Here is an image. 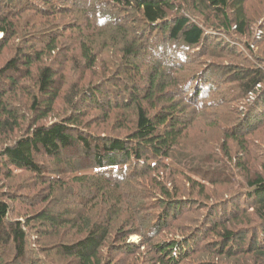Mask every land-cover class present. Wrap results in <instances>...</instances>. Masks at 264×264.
<instances>
[{
	"label": "trees",
	"instance_id": "1",
	"mask_svg": "<svg viewBox=\"0 0 264 264\" xmlns=\"http://www.w3.org/2000/svg\"><path fill=\"white\" fill-rule=\"evenodd\" d=\"M263 44L264 0H0V264H264Z\"/></svg>",
	"mask_w": 264,
	"mask_h": 264
},
{
	"label": "rangeland",
	"instance_id": "2",
	"mask_svg": "<svg viewBox=\"0 0 264 264\" xmlns=\"http://www.w3.org/2000/svg\"><path fill=\"white\" fill-rule=\"evenodd\" d=\"M248 9L250 10V11H252V12H255L256 10H257V8H255V7H251L250 5L248 6ZM252 42V41H251ZM264 45V44H263ZM262 45V46H263ZM259 46H257V47H255V50H256V53H258L259 52ZM213 130L214 129H210V134H212V132H213ZM211 138V141L213 142V143H216V142H218V135H216V136H213V137H210ZM254 141H255V143H256V146L258 147V150L256 149V152L257 153H255V154H262V152H264V130L263 131H261L260 133H259V135L257 136V138L256 139H254ZM217 144V143H216ZM251 146H252V144H250ZM264 154V153H263ZM133 241H135V242H139L140 241V239H139V237H137V236H134V237H132L131 238ZM130 260H132L133 261V259L132 258H129ZM133 262H135V261H133Z\"/></svg>",
	"mask_w": 264,
	"mask_h": 264
}]
</instances>
